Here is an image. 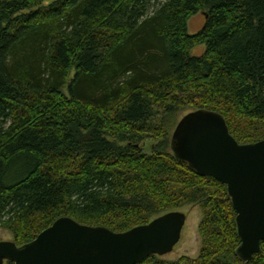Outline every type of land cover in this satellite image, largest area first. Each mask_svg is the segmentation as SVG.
<instances>
[{
	"label": "trees",
	"instance_id": "1",
	"mask_svg": "<svg viewBox=\"0 0 264 264\" xmlns=\"http://www.w3.org/2000/svg\"><path fill=\"white\" fill-rule=\"evenodd\" d=\"M45 1L0 0V228L22 245L61 216L123 232L197 204L198 256L137 264H244L226 186L169 142L196 109L264 139V0Z\"/></svg>",
	"mask_w": 264,
	"mask_h": 264
},
{
	"label": "water",
	"instance_id": "2",
	"mask_svg": "<svg viewBox=\"0 0 264 264\" xmlns=\"http://www.w3.org/2000/svg\"><path fill=\"white\" fill-rule=\"evenodd\" d=\"M169 146L196 174L226 186L239 239L235 255L248 263L264 241V139L239 143L220 113L196 109L176 122ZM185 222L186 214L173 210L114 232L61 216L30 242L0 241V264H137L150 255L171 252Z\"/></svg>",
	"mask_w": 264,
	"mask_h": 264
},
{
	"label": "rangeland",
	"instance_id": "3",
	"mask_svg": "<svg viewBox=\"0 0 264 264\" xmlns=\"http://www.w3.org/2000/svg\"><path fill=\"white\" fill-rule=\"evenodd\" d=\"M52 0H46L44 3L48 4ZM204 15L201 11L189 17L187 21V31L189 34L196 33L204 24ZM204 49V46L200 45L195 48L196 53H201ZM189 110H182L177 112L176 122L179 118ZM147 151L148 146H145ZM186 214V222L182 229L181 238L178 243L174 246L171 252L157 256L162 260H176L181 256H187L189 258H196L199 254L201 239L198 234V224L201 219V208L197 204L188 205L180 209ZM13 240L12 234L4 229L0 228V241ZM4 264H7L5 262Z\"/></svg>",
	"mask_w": 264,
	"mask_h": 264
}]
</instances>
